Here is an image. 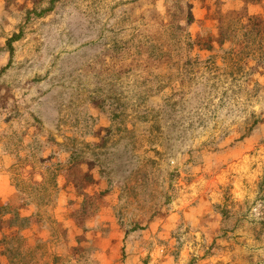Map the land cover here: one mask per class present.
<instances>
[{"label":"rangeland","instance_id":"1","mask_svg":"<svg viewBox=\"0 0 264 264\" xmlns=\"http://www.w3.org/2000/svg\"><path fill=\"white\" fill-rule=\"evenodd\" d=\"M53 1L0 0V202L34 211L1 264H264V0Z\"/></svg>","mask_w":264,"mask_h":264},{"label":"trees","instance_id":"2","mask_svg":"<svg viewBox=\"0 0 264 264\" xmlns=\"http://www.w3.org/2000/svg\"><path fill=\"white\" fill-rule=\"evenodd\" d=\"M54 6V1L52 0V4L46 7L42 12L38 13L39 15L46 14L47 12L51 11ZM32 10L37 12L36 9H29V14H31ZM24 36V28H21L18 31L13 32L9 37L6 39V47L8 48V62L1 68V72H6L13 63L14 56H15V42L20 40ZM2 101H0L1 104ZM5 103L0 105V117L6 118L8 116V113H13V111L17 110V112L20 111V107L18 105H14L13 108L9 111V108H7ZM15 109V110H14ZM31 119L33 120L30 124L32 126V129H39L41 126L40 119L34 114L31 113ZM8 120V119H7ZM4 132H8L5 130ZM41 155V154H40ZM45 164H47V169H50V172L52 174L51 179L54 181L55 185H57V173H55V169L53 168L54 163H49L48 159L43 160ZM68 162H72L71 156L67 158ZM60 162V161H59ZM58 163V162H57ZM56 163V164H57ZM261 190L264 192V177L261 179L260 183ZM263 199H264V193H263ZM32 206L31 202H27L22 205L15 204L14 202L8 201L1 203L0 202V230L2 233V239L0 242L3 245L2 253L3 255L11 256L10 253H16L14 252V247L16 244H19L17 240L20 239V237L23 235V231L31 226L32 224V215L31 214H25L23 213V209L26 207ZM220 208V205H218ZM35 209V208H34ZM208 216V218H213V220L218 221V225H216V232L218 236L224 237L226 236V233L229 229H227V219L229 218V213L227 211H224L223 208L219 212L216 210L211 211L210 213H206L204 217ZM219 216V218L217 217ZM233 228V227H231ZM7 229V230H6ZM1 264V261H0Z\"/></svg>","mask_w":264,"mask_h":264},{"label":"crops","instance_id":"3","mask_svg":"<svg viewBox=\"0 0 264 264\" xmlns=\"http://www.w3.org/2000/svg\"><path fill=\"white\" fill-rule=\"evenodd\" d=\"M1 177H3V179H4L3 182H5L4 187H2V185H1V198H6L13 193L14 189L10 185L9 180L6 179L5 175H1ZM6 182H7V184H6ZM231 260H233V259H231Z\"/></svg>","mask_w":264,"mask_h":264}]
</instances>
